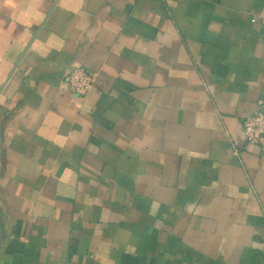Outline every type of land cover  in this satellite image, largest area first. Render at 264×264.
<instances>
[{"label":"crops","instance_id":"0c3cea01","mask_svg":"<svg viewBox=\"0 0 264 264\" xmlns=\"http://www.w3.org/2000/svg\"><path fill=\"white\" fill-rule=\"evenodd\" d=\"M263 17L0 0V264H264V148L242 126L264 103ZM68 67L93 89L71 93Z\"/></svg>","mask_w":264,"mask_h":264},{"label":"built area","instance_id":"2783aa9c","mask_svg":"<svg viewBox=\"0 0 264 264\" xmlns=\"http://www.w3.org/2000/svg\"><path fill=\"white\" fill-rule=\"evenodd\" d=\"M261 23L264 29V17L261 19ZM64 78V86L71 93L80 96L91 91L97 82L94 73L81 67H68L65 70ZM242 126L248 145L264 148V103L256 113L244 118ZM233 153L238 156L240 150L235 148Z\"/></svg>","mask_w":264,"mask_h":264}]
</instances>
